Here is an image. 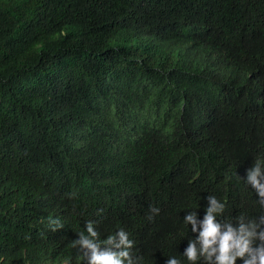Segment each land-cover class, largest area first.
<instances>
[{
	"label": "trees",
	"instance_id": "trees-1",
	"mask_svg": "<svg viewBox=\"0 0 264 264\" xmlns=\"http://www.w3.org/2000/svg\"><path fill=\"white\" fill-rule=\"evenodd\" d=\"M257 158L264 0H0V264H87V220L187 264L204 197L264 216Z\"/></svg>",
	"mask_w": 264,
	"mask_h": 264
},
{
	"label": "clouds",
	"instance_id": "clouds-1",
	"mask_svg": "<svg viewBox=\"0 0 264 264\" xmlns=\"http://www.w3.org/2000/svg\"><path fill=\"white\" fill-rule=\"evenodd\" d=\"M242 179L255 190L256 202L264 207V159L257 158ZM204 199L202 219L197 211H187L183 216L184 226L194 234L180 253L187 264H264V216L249 218L240 214L221 220L218 217L224 213L226 202L215 195ZM151 212L156 214L159 209L152 208ZM96 223L85 221L84 231L72 241L73 247L82 250L81 260L87 264H142L143 258L133 254L135 242L128 231L121 227L101 239ZM49 224L53 230L63 227L59 218L49 217ZM165 264L183 262L177 256H168Z\"/></svg>",
	"mask_w": 264,
	"mask_h": 264
}]
</instances>
